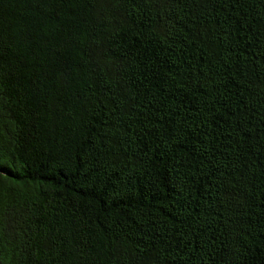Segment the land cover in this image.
<instances>
[{
    "label": "trees",
    "instance_id": "trees-1",
    "mask_svg": "<svg viewBox=\"0 0 264 264\" xmlns=\"http://www.w3.org/2000/svg\"><path fill=\"white\" fill-rule=\"evenodd\" d=\"M0 264H264V0H0Z\"/></svg>",
    "mask_w": 264,
    "mask_h": 264
}]
</instances>
